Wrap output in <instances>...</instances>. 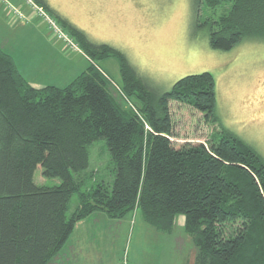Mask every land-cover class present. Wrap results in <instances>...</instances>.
<instances>
[{
	"label": "trees",
	"instance_id": "trees-1",
	"mask_svg": "<svg viewBox=\"0 0 264 264\" xmlns=\"http://www.w3.org/2000/svg\"><path fill=\"white\" fill-rule=\"evenodd\" d=\"M35 2L91 65L64 87L36 88L0 46V264H49L79 222L96 212L120 219L136 210L147 224L168 234L183 215L184 230L197 249L195 264H264L263 156L225 128L208 143L177 148L171 139V102L219 123L213 74L187 75L157 93L123 52L94 42L45 0ZM193 4L195 27L208 28L212 49L230 51L244 41H264V0ZM201 4L230 8L218 20L201 24ZM110 57L119 62L129 106L115 100L107 88L108 74L93 61ZM98 140L107 143L111 182L88 173L89 148ZM39 165L45 177L59 178L61 184H35ZM75 194L79 206L68 216Z\"/></svg>",
	"mask_w": 264,
	"mask_h": 264
},
{
	"label": "rangeland",
	"instance_id": "rangeland-1",
	"mask_svg": "<svg viewBox=\"0 0 264 264\" xmlns=\"http://www.w3.org/2000/svg\"><path fill=\"white\" fill-rule=\"evenodd\" d=\"M80 1L87 5L93 3L97 10L94 18L89 12L81 14V26L89 37L98 44L123 52L139 76L157 93L170 90L187 75L213 74L219 123L207 122L204 115L191 106L171 102L174 132L171 139L175 147L208 143L214 132L225 128L253 146L264 158V41H244L230 51L212 49L208 28L195 27L194 0ZM229 8V4L216 8L201 4V24L218 20ZM1 17H6L3 10ZM5 22L0 24L1 48L14 56L21 70L32 68L30 63L23 67L27 62L22 61L27 50L33 47V40L28 39L26 45L22 31L11 36ZM43 26L50 31L46 32L47 41L54 49L40 51L37 65L41 72L33 74L32 78L45 85L64 87L91 64L83 58L85 54L81 49L65 50L64 42L50 38L49 25ZM93 61L100 71L108 74L107 88L115 100L129 106L117 59L94 58ZM129 100L136 102L134 98ZM89 152L88 173L93 172L100 181L111 182L114 174L106 141L94 142ZM34 182L40 186L61 184L59 178L45 177L41 165L35 171ZM78 206L75 194L67 215ZM183 218V215L175 218L174 230L168 234L147 224L140 210L120 219L96 212L77 224L65 248L49 264H195L197 249L184 230Z\"/></svg>",
	"mask_w": 264,
	"mask_h": 264
},
{
	"label": "crops",
	"instance_id": "crops-1",
	"mask_svg": "<svg viewBox=\"0 0 264 264\" xmlns=\"http://www.w3.org/2000/svg\"><path fill=\"white\" fill-rule=\"evenodd\" d=\"M10 1L16 6H21L22 10L24 11V13L27 16H29V15L31 16V9L28 6L24 7V5L22 4V2L20 0H10ZM45 1L49 5V7L51 9H53V11L59 13L61 16L65 17V18L69 19L72 23L76 24L78 27H80L81 29H83L85 31H86V29L81 26V23H82L81 14H84V12H86V13L89 12V14L90 15L92 14V16L94 18V13H97V10L94 9L93 3L87 5L86 3L81 2L80 0H45ZM61 5L64 8V10L62 9ZM1 10L4 11V13L6 14V17L0 18V24L2 26L5 22L4 20L6 19L5 23H6V25L9 26L10 30L8 31V33L11 36L13 33L14 34L17 33V31H22L23 32V38L26 42V45H28V39L29 40L31 39L34 42L33 47L30 50H27L26 55L22 61V63L27 62V63L23 64L24 65L23 67H26L25 65L28 63H30L33 67L30 69L29 68H25V69L22 68V70L19 67L20 72L22 73L24 78L33 87L42 88V87L46 86L42 81L39 82V79L32 78L33 74H38L39 72H41L40 66L37 65V60H39L40 51L44 50L45 48H48L50 51L52 49H54V47L49 43V41H47L46 32L48 30L45 28V26H43L44 23L41 22L40 19H38V18H32L31 21L26 22V23L21 22L19 20H16L15 18H13L10 14H8L6 12L5 5L2 4L0 1V11ZM48 33H50V31H48ZM50 38H51V36H50ZM83 58H85L86 60H88V62H90V59L86 55ZM71 65L74 66V64H71ZM70 68L72 69L73 67H70ZM53 85H56V84H53ZM184 222H185V218H183V223Z\"/></svg>",
	"mask_w": 264,
	"mask_h": 264
},
{
	"label": "built area",
	"instance_id": "built-area-1",
	"mask_svg": "<svg viewBox=\"0 0 264 264\" xmlns=\"http://www.w3.org/2000/svg\"><path fill=\"white\" fill-rule=\"evenodd\" d=\"M0 1L5 5L6 12L16 20L29 22L32 20V18H39L44 24H48L52 29L51 37L53 39L63 41L65 43V50L70 52L80 51L79 45L64 33L61 27L57 24V21L47 12L44 7L36 3L35 0H20L24 7L28 6L31 9V16H27L22 10L21 6L14 5L10 0Z\"/></svg>",
	"mask_w": 264,
	"mask_h": 264
}]
</instances>
